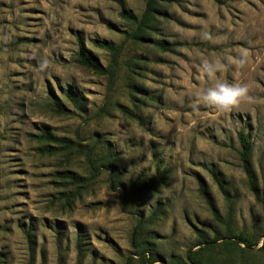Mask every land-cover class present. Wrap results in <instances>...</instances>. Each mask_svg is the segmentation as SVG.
Instances as JSON below:
<instances>
[{"label":"rangeland","instance_id":"1","mask_svg":"<svg viewBox=\"0 0 264 264\" xmlns=\"http://www.w3.org/2000/svg\"><path fill=\"white\" fill-rule=\"evenodd\" d=\"M160 6L164 16L150 39L125 44L110 83L77 63L79 47L108 67L110 55L97 46L121 44L131 29L121 13L141 16L145 0H0V264H128L130 257L142 264L131 234L138 216L147 220L159 206L148 235L161 260L182 258L201 236L224 231L199 192L202 183L224 220L230 206L212 171L232 200L235 231L263 235L238 134L250 137L264 195V0ZM204 60L219 65L214 78ZM217 82L246 84V98L228 111L197 99ZM69 89L76 105L65 98ZM49 94L69 113H58ZM43 132L72 147L43 141ZM46 145L56 154H43ZM92 147L97 164L109 162L120 177L118 189L105 167L91 177L81 150ZM70 174L88 184L77 187ZM151 180L153 192L125 195L133 183ZM261 246L248 262L264 264Z\"/></svg>","mask_w":264,"mask_h":264},{"label":"trees","instance_id":"2","mask_svg":"<svg viewBox=\"0 0 264 264\" xmlns=\"http://www.w3.org/2000/svg\"><path fill=\"white\" fill-rule=\"evenodd\" d=\"M161 0H145V9L141 16H136L132 12H123L121 17L126 20L131 29L124 30L122 35L124 41L121 44H115L112 42L103 43L97 47L102 48L110 55V64L108 67L103 68L87 50L80 45L79 52L77 54L76 61L84 68L91 70L100 75H106L110 83L114 82L117 71L119 69V59L124 50L125 44L131 42L136 45H142L143 41L150 39V34L154 31L155 22L164 13L161 11ZM162 13V14H161ZM155 47L163 52L172 51L171 46L166 42H156ZM51 101L54 105V109L60 114H68L69 112L60 105L59 101L53 94H49ZM65 98L69 102L76 105V94L70 89L66 91ZM41 139L47 143L59 142L63 144L66 149H70L72 142L69 140L57 139L55 136L48 132L41 134ZM238 142L240 144V150L238 152L241 168L247 178L249 191L254 195L257 202L261 205L264 214V195H261L257 175L252 166V144L250 137L243 131L238 134ZM99 144V140L94 141ZM57 148H53L51 145H46L42 149L43 154L53 155L56 154ZM81 151L84 154L85 160L91 169V177L93 179L98 178L105 167L107 173H110V186L113 190L118 189L120 186V177L114 173V168L109 162H103L104 166H99L95 159H93L94 148H84ZM110 156V155H109ZM217 185L220 191L225 197L228 205L230 206L223 220L217 214L216 208L208 195L204 184L200 183L199 192L209 206L214 219L224 226V231L216 233L214 238L209 239L205 236H201L194 247H199L196 250L189 249L184 257L177 258L176 260L170 259L167 262L161 260L158 256L157 249L155 248V237L148 235V226L156 221L161 215L163 208L156 207L153 214L145 220L141 214L138 216V223L133 229L130 238V246L134 251V256L138 257L142 264H251L248 262L249 257L253 254L252 248L258 246L262 242V246L257 249L258 252L264 254V233H247L245 231H235L232 224V200L229 197L227 187L224 185L223 180L219 179L212 171ZM71 183L77 187H84L88 184L87 180L77 177L75 174L67 175ZM158 180V179H157ZM156 180H151L147 183L135 182L128 190H125L127 198H134L140 195H146L154 191ZM219 258H223L220 260ZM135 258L130 257L128 264L133 263ZM137 260V259H136ZM31 264V263H29Z\"/></svg>","mask_w":264,"mask_h":264},{"label":"clouds","instance_id":"3","mask_svg":"<svg viewBox=\"0 0 264 264\" xmlns=\"http://www.w3.org/2000/svg\"><path fill=\"white\" fill-rule=\"evenodd\" d=\"M201 66L210 79L214 78L219 70V65L210 60L202 61ZM247 93L248 86L246 84L217 82L203 93H198L197 99L207 105L214 106L218 110L228 111L241 103L246 98Z\"/></svg>","mask_w":264,"mask_h":264}]
</instances>
